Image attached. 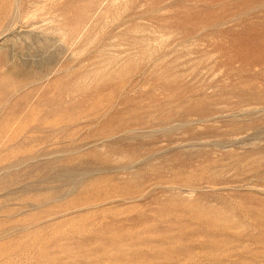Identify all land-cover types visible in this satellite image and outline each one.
<instances>
[{
  "label": "rangeland",
  "instance_id": "1",
  "mask_svg": "<svg viewBox=\"0 0 264 264\" xmlns=\"http://www.w3.org/2000/svg\"><path fill=\"white\" fill-rule=\"evenodd\" d=\"M0 264H264V0H0Z\"/></svg>",
  "mask_w": 264,
  "mask_h": 264
},
{
  "label": "bare ground",
  "instance_id": "2",
  "mask_svg": "<svg viewBox=\"0 0 264 264\" xmlns=\"http://www.w3.org/2000/svg\"><path fill=\"white\" fill-rule=\"evenodd\" d=\"M10 111V110H9ZM8 111V112H9ZM10 114V113H9ZM6 118V117H5ZM6 121H8V119H6ZM120 137V136H119ZM102 146V145H101ZM104 147V146H103ZM128 152V151H127ZM131 152V151H130ZM108 156V155H107ZM115 157V156H114ZM108 160H110L109 158H108ZM106 162V161H105ZM9 166V165H8ZM36 169V168H35ZM34 169V170H35ZM29 170V169H28ZM26 171V173H27V170H25ZM30 171V170H29ZM37 171V170H36ZM31 174H34V173H31ZM26 175H30V173L29 174H26ZM26 177V176H25ZM9 178V177H8ZM28 178V177H27ZM66 179V178H65ZM72 184V183H71Z\"/></svg>",
  "mask_w": 264,
  "mask_h": 264
}]
</instances>
